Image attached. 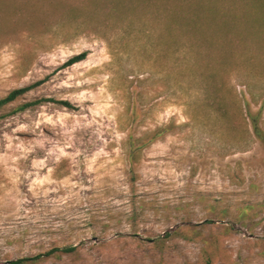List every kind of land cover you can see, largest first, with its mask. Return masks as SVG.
I'll use <instances>...</instances> for the list:
<instances>
[{"label": "rangeland", "instance_id": "obj_1", "mask_svg": "<svg viewBox=\"0 0 264 264\" xmlns=\"http://www.w3.org/2000/svg\"><path fill=\"white\" fill-rule=\"evenodd\" d=\"M153 1L168 39L118 63L114 20L151 25ZM210 1L239 20L216 44L164 28L179 0H0V98L37 83L0 109V262L264 264V0Z\"/></svg>", "mask_w": 264, "mask_h": 264}, {"label": "trees", "instance_id": "obj_2", "mask_svg": "<svg viewBox=\"0 0 264 264\" xmlns=\"http://www.w3.org/2000/svg\"><path fill=\"white\" fill-rule=\"evenodd\" d=\"M151 1V0H149ZM184 1V2H183ZM194 0H179L178 2V7L181 10L180 11H171V17L169 19V23H166L165 27H169L171 29V32L173 30V23L174 24H178L179 25V32L184 33L187 28L190 25H199L201 27L198 26L197 29H199L200 33L201 31L206 32V29H208L209 31L212 32L213 35L216 36H211L207 34L208 39L210 38L211 40H215L213 43H218L221 41V37L219 34H217L218 29L222 26V28H226L232 25H235L239 22V20L236 17V14L233 12V10H231L230 7H225L223 6V8L218 9L217 7H215L213 5V3L210 1L208 6H204L205 9H195L193 8V3ZM153 6L154 7H158L159 10H157V12L155 14H153V18L156 20L155 23L151 22V25H148L146 23V21H142L139 24H135V18L133 17H126L125 19H123L124 21L121 23L119 20H114V23L116 22L114 29H113V33L116 32V29L118 28V31L115 35V41L117 38V41L115 42L116 45L113 48V57H115V60H119L118 63H121V59H123V56L125 57L126 61L130 59V57H148L150 52L152 51L151 49H158L160 41L162 40H166L168 39L167 37H165L164 33L160 32V28L156 29L155 25H157L158 27L160 26V19L159 17L162 16L165 17L162 13H161V9H164L166 11V13L170 10L166 9V6L163 2H157V1H153ZM163 4V5H162ZM148 5V2H147ZM203 7V6H202ZM154 11V10H153ZM151 11V12H153ZM220 11H226V13L224 14V17L222 18ZM139 12V10H138ZM169 14V13H168ZM167 14V15H168ZM120 15V14H119ZM119 15H115L116 17H119ZM136 15V14H135ZM147 15H139L137 16L138 18L140 17H145ZM122 21V20H121ZM118 23H121V25H118ZM264 24V20L260 21L258 28L256 29L255 34L258 33V30L260 31L259 28L262 27V25ZM167 25V26H166ZM216 27V30H215ZM190 30H192L193 32H195V26H193L192 29H190L189 27V32ZM173 34V33H172ZM203 34V33H202ZM206 34H203V36L205 37ZM246 35L247 32H246ZM118 36V37H117ZM251 41L254 42L255 37L254 36H250ZM194 38V37H192ZM181 38L180 37H172L171 41L169 42L168 40L165 43H169L168 45H165L164 47L160 48V52L161 55L163 57H168L169 53H170V48L172 46V44L174 42H180ZM157 44V46H154L153 44ZM114 46V45H113ZM188 46V45H187ZM221 46H218V52L216 57H225L222 54V49L220 48ZM189 51V47H187V53ZM249 52H251L249 50ZM185 54V53H184ZM186 55V54H185ZM86 56L85 52H80L78 54H75L73 56H71L65 63L66 66H70L72 64H75L81 60H83ZM247 56V55H246ZM121 57V59H120ZM118 67L121 66L118 65ZM124 68V66H123ZM123 72V71H122ZM143 72L139 73L138 76L140 74H142ZM126 75V74H125ZM136 75V74H133ZM128 76V74L126 75ZM124 77L125 79H128L127 77ZM131 81V80H130ZM37 83H33V84H29V85H25L22 87H17V88H13L10 91H8L3 97L0 98V109L10 105L16 101H18L19 99L23 98L25 96V94L30 91ZM129 90V89H128ZM50 99H46V98H38V99H33V100H29V101H24L22 103H19L17 105H15L10 112L11 113H16V112H23L29 108L35 107L36 105H40L42 104V102L44 101H48ZM207 103H216L215 102V98L213 100V98L209 99L207 98ZM61 104L65 105V106H69V103L67 101H60ZM252 128L254 130V132L256 134H258V125L255 123V121L253 120L252 122ZM163 131H156L154 133V135L158 134H162ZM77 246L76 245H64V246H54L51 247L43 252L37 253L35 255H31V256H22V257H18L15 259H7L4 260L2 262H0V264H36L38 262H41L49 257H58L60 255L63 254H72L76 251ZM211 254H208V260L206 261L207 263L211 262Z\"/></svg>", "mask_w": 264, "mask_h": 264}]
</instances>
